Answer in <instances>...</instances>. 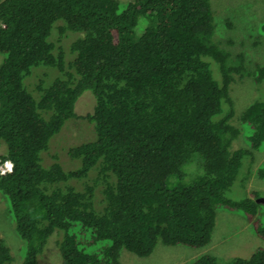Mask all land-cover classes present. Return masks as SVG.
I'll return each mask as SVG.
<instances>
[{
    "label": "trees",
    "instance_id": "trees-1",
    "mask_svg": "<svg viewBox=\"0 0 264 264\" xmlns=\"http://www.w3.org/2000/svg\"><path fill=\"white\" fill-rule=\"evenodd\" d=\"M215 24L210 0H0V193L22 264H37L56 229L59 264H121L122 249L146 257L158 242L202 247L218 208L240 213L264 244L258 192L226 195L242 158L252 168L264 147V61L231 50ZM53 29L57 42L82 32L68 60ZM257 30L264 38V22ZM40 64L60 76L34 98L23 79ZM242 79L261 92L236 112L230 89ZM86 90L93 106L79 115ZM69 119L91 123L94 138L66 150L78 165L64 169L47 148ZM255 173L264 179V164ZM263 246L225 264H264ZM11 262L0 237V264ZM189 264L218 263L202 253Z\"/></svg>",
    "mask_w": 264,
    "mask_h": 264
},
{
    "label": "rangeland",
    "instance_id": "rangeland-1",
    "mask_svg": "<svg viewBox=\"0 0 264 264\" xmlns=\"http://www.w3.org/2000/svg\"><path fill=\"white\" fill-rule=\"evenodd\" d=\"M125 1V0H118ZM214 10L215 33L225 44L226 37L229 36L232 43L228 44L233 51L241 50L245 52L246 59L262 62L264 61V38L258 35V26L264 22V0H210ZM226 18L230 20L228 24ZM216 20V21H215ZM144 18L140 17L134 27V37L140 35L144 28ZM49 40L55 43V48H61L66 60L71 57L69 54V43L82 36V32L66 31L62 39L58 42L53 33ZM258 41L257 45L254 42ZM0 53V62L2 60ZM209 68L212 76L217 79L216 67L209 61ZM60 76L54 67L37 65L31 68L30 73L23 79L25 88L34 98L39 95V90H35L36 84L42 88L47 87L53 79ZM257 88L250 79L236 80L231 84L230 94L234 100L236 112H239L245 105L256 97ZM93 97L89 90L84 91L76 100L74 111L79 115L90 112L93 106ZM245 131L244 127H241ZM94 138L92 124L86 120H67L60 131L49 141L47 151L55 155V160L64 168L69 169L78 165V161L70 159L66 150L72 145L91 141ZM2 149L0 148V154ZM241 166L232 182L226 195L229 198H240L247 196L250 190H256L258 197L255 199L264 200V179L256 176V168L264 164V147L258 150L252 168L248 159L242 158ZM251 174L246 183L244 177L249 169ZM5 169V168H3ZM243 179V180H241ZM264 204V203H263ZM61 230L56 229L47 240L42 255L37 257V264H59L57 247L53 241L61 239ZM0 237L9 247L12 262L11 264H22L24 256V242L14 231L13 219L7 210L5 198L0 193ZM262 241L253 233L249 223L238 212L228 211L223 208L216 209L215 224L210 241L198 248H191L183 245H163L157 243L152 253L146 257H138L124 249L120 252L121 264H189V262L202 253H210L216 256L218 264H225L233 256H248L256 247L263 246ZM264 247V246H263Z\"/></svg>",
    "mask_w": 264,
    "mask_h": 264
},
{
    "label": "clouds",
    "instance_id": "clouds-1",
    "mask_svg": "<svg viewBox=\"0 0 264 264\" xmlns=\"http://www.w3.org/2000/svg\"><path fill=\"white\" fill-rule=\"evenodd\" d=\"M2 167L5 168L6 171L10 169V162L9 161H4L2 163Z\"/></svg>",
    "mask_w": 264,
    "mask_h": 264
},
{
    "label": "water",
    "instance_id": "water-1",
    "mask_svg": "<svg viewBox=\"0 0 264 264\" xmlns=\"http://www.w3.org/2000/svg\"><path fill=\"white\" fill-rule=\"evenodd\" d=\"M257 201H262V202H264V200H259V199H257Z\"/></svg>",
    "mask_w": 264,
    "mask_h": 264
}]
</instances>
